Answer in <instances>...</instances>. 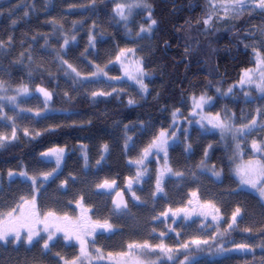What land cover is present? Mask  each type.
<instances>
[{"label": "trees", "instance_id": "1", "mask_svg": "<svg viewBox=\"0 0 264 264\" xmlns=\"http://www.w3.org/2000/svg\"><path fill=\"white\" fill-rule=\"evenodd\" d=\"M143 3L151 6L152 18L157 23L151 31V49L140 59L139 64L146 73L143 81L147 91L140 90L141 97H136L128 90L94 96L88 89L87 79L93 70L92 65L116 69L117 72L120 70L114 61L130 42L127 31L147 27L150 23L149 9L134 14L131 24L125 26L116 14L115 0H0V42L3 45L0 47V90L14 93L26 87L32 93L24 98L29 104L26 106L31 105L34 110L46 112V116L41 118L29 116L25 124L16 127L15 139L11 133L3 141L4 146L0 147V172L24 170L27 174L29 171L28 176L31 177L30 173L40 170L41 154L48 148H62L66 152L65 167L71 164L67 161L79 158L75 150L80 139L95 136L100 140L98 160L100 164L101 160L108 162L107 172L112 167L113 170L116 168V171L126 173L128 177L135 176L138 171L143 172L141 183L145 186L148 181L156 183L164 167L150 170L153 152L148 155L143 167L137 163L129 166L125 162L124 157L130 145L124 138L129 135L128 128H144L136 121L140 116L151 115L161 121L164 119L161 111L182 108L190 96L206 95L216 100L215 109H218L222 118L231 117L230 123L235 126L234 130L245 122V91L238 83L243 70L254 67L256 42L264 40L260 34L261 29H264V12L243 13L225 20L216 18L212 28L207 30L203 22L209 14L207 0H143ZM131 25L136 28H130ZM73 36L75 40H72ZM90 37L95 38L91 44ZM65 39L69 40L67 45L64 44ZM155 83L158 89L152 95L149 85ZM40 88L51 93V99L47 102L43 93L38 91ZM229 88H232V92H228ZM129 100L134 103L129 104ZM57 114L81 116L84 120L82 123H60L62 121H53V116ZM114 123L122 126L123 143L120 148L113 147L112 140L105 133L106 128ZM1 129L0 126V135ZM200 137L195 134L190 136V145L193 139L195 148H191L188 154L199 147L201 150L210 148V158L205 163L213 171L220 172L223 180L228 181L231 189L234 188L237 183L230 174L235 160L233 142H222L213 134H208L204 139ZM104 145L108 146L107 150ZM141 149L142 145L137 147L138 152ZM161 153L164 158V153ZM197 153L201 154V151ZM142 155L137 156L135 161ZM167 159L172 173H180L185 167L197 174L202 173L198 171L201 158L193 160L184 152L173 155L172 150ZM171 160L175 162L171 164ZM100 164L97 175L100 173ZM14 165L17 166L16 170L12 169ZM65 171L70 176L74 175L71 170ZM172 173H169L168 181L173 180ZM106 175L107 178L114 176L110 173ZM206 178L210 180L208 176ZM210 182L216 181L211 178ZM4 185L0 183V190L11 187ZM161 185L163 192L155 191L152 194L164 199L168 191L167 184ZM94 189L97 192V185ZM15 195L8 196L6 200L14 202L10 198ZM241 197L245 199L246 194L241 193ZM190 201L192 203H188L186 210L200 206L194 199ZM246 201L251 200L246 197ZM258 202L251 201L250 205L255 207ZM239 206L243 212L241 204ZM236 208L223 210L224 218L217 213L221 222L220 219L206 222L216 226L215 233L207 240V246L173 258L167 264H180L179 261L185 256L189 258L203 252H210L214 260L218 257L219 246L236 241L253 243L258 233L251 234L243 230L238 223L242 219L241 215L237 217V223L231 229L228 228ZM153 209L156 210L155 207ZM226 216L228 221L225 223ZM200 221L205 222L203 219ZM261 236L264 238V225L261 227ZM206 258L211 260L210 257H203ZM196 261L200 260L190 262ZM234 262L254 264L257 261L247 258L243 262L236 259Z\"/></svg>", "mask_w": 264, "mask_h": 264}, {"label": "rangeland", "instance_id": "2", "mask_svg": "<svg viewBox=\"0 0 264 264\" xmlns=\"http://www.w3.org/2000/svg\"><path fill=\"white\" fill-rule=\"evenodd\" d=\"M209 4V14L206 19H210L209 25H205L206 29L209 30L212 28L213 23L216 18L221 20H225L224 11L220 7V0H207ZM117 4H143V0H115ZM116 7V6H115ZM116 9V8H115ZM145 9L144 7L133 8L132 15L129 16L127 21L121 20L118 16L119 20L122 22L123 25L128 26L131 24L132 17L137 12ZM127 12V9L125 10ZM256 12H262L259 9H254L252 11L245 10L244 13L254 14ZM243 14V13H242ZM230 18L236 16L235 13L229 14ZM228 18V19H230ZM130 28H136L135 26L131 25ZM140 32V29L137 30H128L127 35L130 42L126 45L124 49H132L134 51L125 52L124 55H121V52L117 55L120 56V59H116L114 64L120 66V70L116 69H107V68H96L92 65L93 70H91L90 75L88 76V89L92 93L101 92V93H111L115 91H122L128 90L133 92V94L137 97H141L142 93H140V85L136 83L134 79H131L130 76H138V73L135 71L137 67V62L141 64L140 59L145 57L151 49V32H144L137 35ZM257 51L264 55V44L261 41L256 42V53L254 56V67L252 69L255 70L256 68V59H257ZM152 67L153 65H149ZM140 67V65H139ZM102 69V71H100ZM144 71V69H143ZM93 73H98L97 75H93ZM145 73V71H144ZM243 73V72H242ZM241 73V75H242ZM144 77V76H143ZM254 79L258 82L259 81V73H255ZM239 86L244 88V95H245V102H246V111L247 114L244 117L245 122L243 124L249 123L251 119L255 118L257 120V127L253 130L250 134L241 138L239 134H235L234 138V128L233 131H226L221 134L219 129L211 128V125L207 124V121H202L206 125V128H202L200 124L196 123V121L200 120V109H196L195 112L197 114H193V101L192 97L190 96L189 99L186 100L185 104L182 108H178V112L176 114L175 120L173 119L172 113L175 110H163L161 113L163 114L164 119L158 121L154 116H140L136 119L138 124H142L144 128L139 130L130 128L127 129L129 135L124 138V141L128 143L129 149L128 154L124 157L125 162L128 163L129 166L135 165V158L140 156L143 153V150L148 147L151 141L159 135L161 131H166L168 134V141L170 147L168 148V155L173 150V155H177L178 152L186 153L187 156L191 157V159L195 160L201 158L203 163L199 161L198 163V171L202 173H196L195 171L191 170L190 168L185 167V169H181L182 175H172V179L170 181L165 182L167 184V193L163 198H159L157 196L152 198V183L150 181L145 183L144 191H142V196H139L140 200L143 202L153 200V202H161L163 200H169L170 202L181 200L184 205L187 207L190 200L194 199L196 204H200V206H196V209H188L191 215L185 221V224H179L176 227H180V231H177L176 234L180 235L179 242L177 240L176 234L173 233L171 236L169 233V240H168V247L173 248L174 250L178 249V251H174L172 253L173 257H179L184 254H189L193 252L196 248L201 249L203 246H207V244H200L196 246L191 244L192 240H209L211 238V234L215 231V225L207 224L206 222L212 219V215L204 216L201 215V211H211L210 209H202L201 205L206 204L207 202H211L217 208H219V216L224 218V211H228V209L233 210V207H246L245 213L240 212L242 219L238 221L240 225L246 224L249 222L257 223L264 221V214L260 216V220H258L257 210L254 206H251V201L263 204L264 206V196H261L260 189H264V175L259 173H255L251 176V179L254 180L257 184L256 188L251 187L250 185H242L240 183L239 177L236 174L237 168L244 167L247 165L248 161L250 160H261L264 162V152H256L252 148V142L255 140L262 148H264V128H261L260 125L264 124V93H261L257 88L255 83L253 84H244L241 85L238 83ZM152 91V95L156 94L158 86L156 83L154 85H149ZM141 92H144L141 90ZM32 93L27 91H16L14 93H7L6 91L0 90V111H4L0 113V126L2 127L1 132L2 135L5 137H9L10 134L15 131L17 126L21 124H25L26 120H29V116H35L36 118H41L46 116V112L42 113L39 110H34L32 106L27 107L29 105L26 101H24L25 97H29ZM10 97H15V101L13 102L10 100ZM200 97V96H199ZM197 97V98H199ZM31 103V101H30ZM4 104V105H3ZM3 105V107H2ZM216 100L212 98L209 103L204 105L202 110V114L204 115H215L216 113H220L216 108ZM30 110V111H29ZM259 110V111H258ZM39 113V115H37ZM49 115V114H48ZM221 115V114H220ZM222 116V115H221ZM55 118L53 121H62L60 123H82L84 118L81 116L76 115H61L57 114L53 116ZM232 124V123H231ZM233 125V124H232ZM233 127H235L233 125ZM147 132H146V131ZM132 132V133H131ZM133 132H137L133 134ZM105 133H107L112 140V146L116 148H120L121 144L123 143L122 138V126L119 123H114L113 126L106 128ZM150 133V134H148ZM174 133V136H173ZM201 135L200 138H207L208 134L215 135V138L222 141V142H233L234 150H233V166L230 171L232 178L237 183L234 188H230V184L227 180H223L221 177L218 178L217 176L213 175V169L208 167L206 164V160L210 158V148H201L199 147L196 151L200 152L197 153L196 151L192 150L190 154H188L191 148H195L194 140H191V148L186 151L188 145H190V136L192 135ZM130 138V139H129ZM101 139V138H100ZM110 140V141H111ZM99 138L89 137V138H82L79 141V144L76 147V154L79 156L78 159L73 161H67L69 165L65 166L66 164V152L63 151V159L60 162L59 168H57L56 164V157L53 156H42L40 162V170L36 171L32 174L31 177L37 178V183L34 186L30 179L26 177L20 176L19 173L26 172L24 170L21 171H12L14 173L13 177L8 176V172L5 173L0 172V183H5L6 186H11L0 190V202L8 199V196L15 195L14 198H10L14 200L13 205H16L21 197H25L27 199H31L32 196L39 197L37 200L39 201H55L64 199L65 201H71L72 204L76 201H81L84 197V203L90 202L92 198L97 199V192L94 188H96L97 184V171L98 166L100 164L98 160L99 152H100V142ZM141 151H137V147L141 146ZM239 145V148H237ZM50 149L56 148H48L44 151V153L48 152ZM78 150V152H77ZM207 151V156H205V152ZM112 152V151H110ZM153 155L151 156V165L149 166L151 169H156L157 167H165V160L162 157L161 152H157L156 149H152ZM79 153V154H78ZM121 156V153L118 152ZM203 154V155H202ZM32 159L34 157H31ZM141 158V157H140ZM138 158L137 160H139ZM163 158V159H162ZM136 160V161H137ZM177 160V159H176ZM148 160H144L143 164H137L142 166ZM169 165V159H167ZM99 162V163H98ZM175 162V160H171V164ZM73 165V168L71 166ZM185 166V164L183 163ZM194 165V163H193ZM27 167V164H26ZM17 166H12V169L16 170ZM184 168V167H183ZM8 169V168H6ZM56 171H53V170ZM64 169L71 170L74 175L73 178L69 177L68 172H63ZM177 171V170H175ZM52 173V176L48 178V180H44L43 174L45 173ZM149 173L148 171H145ZM218 172V171H216ZM27 173V172H26ZM176 173V172H175ZM29 174V171H28ZM171 175V173H170ZM205 175V176H204ZM208 176L211 180L214 179L216 182H210ZM29 177V176H28ZM66 182V183H65ZM16 183V184H13ZM4 185V186H5ZM34 188H38V191H34ZM94 189V190H93ZM15 191V193H14ZM195 193L196 195L193 196L192 194ZM241 193L246 194V197L251 200L250 202L246 201L241 197ZM39 194V196H38ZM118 197V196H117ZM244 199V200H243ZM120 200V199H119ZM243 202H240V201ZM69 202V204H71ZM195 205V204H194ZM236 205V206H234ZM249 207V208H248ZM226 209V210H225ZM194 210V211H193ZM235 211V210H234ZM262 211V210H261ZM160 213H154L153 218L149 222H153L155 224L156 230H160L159 232L163 231V222H159L160 219H156V217L162 216L163 210H159ZM194 212V213H193ZM193 213V214H192ZM171 214V213H170ZM195 214V216H194ZM217 214V213H213ZM239 215V216H240ZM200 217L205 222H200V227H198L199 222L194 220L195 218ZM172 218V215H170ZM193 220V221H192ZM228 221L226 216L225 223ZM170 222V221H168ZM221 222V219H220ZM139 226V223L135 224ZM170 228L173 226L169 223ZM251 226V224H249ZM172 232V230H170ZM215 233V232H214ZM167 236V233H166ZM179 242V243H178ZM241 244H247L245 241H241ZM182 243H188L189 247L187 249L179 250V245ZM240 244V242H235L230 247H226V251L222 253L219 252L218 257L213 260L211 257L210 252H203L196 254L192 257H189L186 264H234V260L242 261L247 260V256H243L247 253L248 250H240L236 247V245ZM252 243H250L251 245ZM264 245V239L261 242V246ZM252 246V245H251ZM218 249L221 246L217 247ZM264 248V247H263ZM224 249V248H223ZM89 250L92 252L93 256L96 255L95 249L93 246H89ZM74 259L78 254V248H74ZM235 255L231 257L229 255ZM203 257H210L212 260L203 259ZM220 257H225L224 259H220ZM260 258L264 260V253L260 255ZM164 260H168L166 256L163 257ZM220 259V260H219ZM185 259H181L179 261L183 262ZM192 260H200L194 262H190ZM262 260V261H263ZM157 261V260H155ZM169 261V260H168ZM171 261V260H170ZM92 264H100L99 260L93 259ZM145 264V263H142ZM181 264V263H180Z\"/></svg>", "mask_w": 264, "mask_h": 264}, {"label": "snow or ice", "instance_id": "3", "mask_svg": "<svg viewBox=\"0 0 264 264\" xmlns=\"http://www.w3.org/2000/svg\"><path fill=\"white\" fill-rule=\"evenodd\" d=\"M139 8L144 7L149 9V19L150 23L147 27L141 26L140 32L137 33V35H140V33L144 32H151L153 26L156 25L157 21L152 18L151 14V6L147 3H137L135 5L133 4H117L116 5V14L121 18V20L127 21L129 19V16L132 15V9L133 8ZM220 7L224 11V19L230 18V13H235L237 17L244 13V11L247 9L249 11H252L254 9H259L262 12H264V0H220ZM127 9V12L125 11ZM211 17L209 19H205L203 22L205 25H209ZM261 37H264V29H261ZM95 38L90 37L89 43L91 44ZM72 40H75V37H72ZM69 43L68 39H65L64 44L67 45ZM262 44H264V40L261 41ZM2 42H0V47H2ZM134 51L132 49H122L121 55H124L125 52H131ZM256 51V49H254ZM120 59V56H117V60ZM64 63H67V61H64ZM71 67V65H69ZM73 71L75 72L76 69L73 68ZM102 71V69L100 70ZM135 71L138 73V76H130L131 79H134L137 84L140 85L141 90L147 91V85L143 81V76L146 75L144 73L143 69L139 67V62H137V67ZM255 73H259V81L257 82L254 79ZM98 73H93V75H97ZM77 75L79 76V72H77ZM239 83L241 85L244 84H253L255 83L256 88L261 92L264 93V55H262L260 52L257 51V59H256V68L254 69H245L243 70V73L240 77ZM23 92H27L28 89L25 87L21 89ZM39 92L43 93L45 96V102L47 100L51 99V93L46 91L43 88L38 89ZM219 92L220 90L217 89ZM228 92H232V88L228 89ZM105 93H93V95H104ZM10 100L13 102L15 101V97H10ZM211 97H208L206 95H201L199 98L193 96V114H197L195 112L196 109H200V120L196 121V123L200 124L202 128H206V125L202 123V121H207L208 125H211L213 129H219L221 134L223 135L226 131H233V125L230 123L231 117L225 116L224 118L221 117L220 113H216L215 115H204L202 114V110L204 108V105L209 103L211 100ZM134 103V101L129 100V104ZM30 111V110H29ZM179 110L177 109L172 113L173 119L175 120L176 114ZM259 111V110H258ZM39 115V113H37ZM257 127V120L255 118L251 119L249 123L242 124L240 127L235 128L234 130V138L235 134H239L241 138L244 136L250 134L253 130H255ZM261 128H264V124L260 125ZM27 134V131H26ZM39 135V133H37ZM174 136V133H173ZM16 133L15 131L12 132V138L15 139ZM7 139V137L0 135V147L4 146L3 141ZM130 139V138H129ZM107 145H104L105 150H107ZM170 147L169 141H168V134L166 131H161L157 137H155L151 143L148 145L147 148L143 150L142 157L135 161L137 164H143L144 160L148 157V155L152 154V149H156L157 152H163L164 153V160H165V167L160 172V174L157 176L156 179V191L157 192H163V188L161 186L162 180L164 178L165 173H172V169L167 166V156H168V148ZM211 147V146H209ZM191 148V145H188L186 148V151ZM237 148H239V145H237ZM252 148L256 152H264V148H262L255 140L252 142ZM63 149H50L46 153H42V156H55L56 157V164L57 168H59L60 162L63 159ZM205 156H207V151L205 152ZM99 163V162H98ZM203 163V161L201 162ZM53 171H56L55 169ZM255 173H259L261 175H264V162L261 160H250L248 161L247 165L244 167L237 168L236 174L239 177L240 183L242 185H250L253 188L257 187V184L254 180L251 179V176ZM174 175L180 176L182 173L176 172L172 173ZM20 176L26 177L27 179H30L35 186L37 183L36 177H28V174L26 172L19 173ZM144 175L143 172L138 171L136 173V182L139 181V178ZM213 175L219 177V172H213ZM8 176L11 178L14 176V173L12 171L8 172ZM52 176V173H45L43 174L44 180H48L49 177ZM66 183V182H65ZM115 184V181H112L109 183L108 180H105L102 184L97 185L99 188H111L112 185ZM129 189L132 187V181H129L128 184ZM38 188H34V191H38ZM261 196H264V189H260ZM193 196L196 194L193 193ZM133 196L135 199L139 200V197L135 196V193H133ZM20 203H17L15 207H13L10 211L7 213H0V242H3L4 244L9 243H16L19 244L22 242H26L29 245H32L34 242L38 243L39 241L36 240V237H40L44 241L43 248L45 250L50 249V242L54 240V237H56L57 233H63V239L65 241H73L75 240L79 244V254L72 259L71 261L65 260V264H92V260H102L104 259V256L99 248L95 249L96 255L93 256L92 252L89 250V240L87 237L93 236L97 229H102L105 232H111L113 231V225L109 223L108 219L103 220L101 222L100 220L92 221L90 220L86 215V210L82 214V218L80 223L74 224V225H67V224H60L58 221L60 220H67V216L65 217H57L54 212H47L44 215V218L41 220L39 218V214L36 211V197L32 196V198L29 200L25 197L20 198ZM115 205V211L117 212H124L127 210L128 205L124 200L121 198L119 201H113ZM189 203H192V201H189ZM25 206H28L26 209ZM202 209H210L211 211H201V215L208 216L212 215L213 221H218L220 217L213 213H219V208H217L214 204L211 202H207L204 205H201ZM184 211L185 212V219L188 218L191 213L186 209H178L176 212H173L172 215L176 216L178 212ZM194 211V210H193ZM241 209L237 207L235 211L232 213L231 216V223L228 224V228L231 229L233 225L237 223V217L240 215ZM162 215L167 216V213H162ZM52 218L49 220V218ZM156 219H159V217H156ZM175 222V221H173ZM43 224V229L36 230L32 224ZM172 231H175L174 229H171ZM41 231L47 234L46 238L41 236ZM155 229H153V232ZM244 231H251L250 229H244ZM22 232H25L26 235L22 238ZM161 236L166 235V233L161 232ZM179 235V234H178ZM11 237V239H10ZM208 241L204 240H192L191 244H194L196 246H199L200 244H207ZM54 246V244L52 245ZM183 249H187L189 247L188 243H184L180 246ZM236 247L240 250H251L249 245L247 244H238ZM264 247V245H262ZM128 252H122L118 255L121 257H129L132 255V253L136 250H139L142 254L148 255L151 253H156L157 257L160 256H166L168 260H173L172 253L174 251H178V249L174 250L171 247H168L162 240L160 243L156 245L150 244L148 241H144L141 243H130L128 244ZM157 250H159L157 252ZM218 252L226 251V249L219 248L217 250ZM58 255V254H57ZM108 257H112V253L108 254ZM61 259H64L61 257ZM188 257L185 256V260L181 262V264H186L188 261ZM136 264H142L141 261L137 260ZM149 264H163V261L157 260V261H150ZM261 264H264V261L261 262Z\"/></svg>", "mask_w": 264, "mask_h": 264}, {"label": "flooded vegetation", "instance_id": "4", "mask_svg": "<svg viewBox=\"0 0 264 264\" xmlns=\"http://www.w3.org/2000/svg\"><path fill=\"white\" fill-rule=\"evenodd\" d=\"M107 164L108 162L106 160H101V169L97 178L96 185L102 184L105 180H108L109 183L115 181V184H113L111 188L97 187V199L92 198L90 202H88V200L86 203H84V197H81V201H76L73 204L71 201H69L71 202V204H69V202L65 201L64 199L55 201H39L36 199V211L39 214V218L42 220L45 213L54 212L57 217L67 216L68 218L66 221L60 220L58 221V223L74 225L80 223L82 214L86 210V215L90 220H100L101 222H103V220L108 219L109 223L113 225V231L111 232H105L102 229H97L96 233L93 236L87 237L90 242L89 246H93L94 249L99 248L104 256V259L99 260L100 264H136L137 260L145 264H149L150 261L160 260L163 261V264H167L169 261L164 260V256L157 257L156 253L145 255L142 254L139 250H136L129 257H121L118 254L122 252H128V244L130 243L142 244L144 241H148L150 244L156 245L162 240L168 245L169 233H171L170 235L172 236L173 233L176 234L177 231H180V227L176 226H178L180 223L184 225L186 221V219L184 218V211L178 212L176 216H173L172 213L176 212L178 209H185L186 206L180 200L172 202H170L169 200H163L161 202H153V200H150L143 202L141 200L135 199L133 193H135L136 197H139L142 196V191H144L145 186L141 183V179L143 176H141L139 178V181L136 182V175L133 177H128L129 175H126V173H121L118 170L116 171V168L113 170L112 167L108 169L107 172ZM108 173L113 174L114 176L107 178L106 174ZM122 176L124 177L121 178ZM70 177L73 178V176ZM169 178V173H165L162 184L167 182ZM130 180L132 181L131 189H129L128 187ZM155 191L156 183H152V193ZM153 197L154 195L152 194V198ZM121 198L124 200V202L127 203L128 208L124 212H117L115 211V205L113 201H119V199ZM20 202L21 201H19L18 203ZM12 203L14 202L9 200L1 201L0 213H7L16 206ZM154 207L156 210L153 209ZM25 208L27 209L28 206H25ZM194 208L196 209V207ZM160 209L163 210V213H167V216H157L160 219L159 222H163L162 230L167 233V236H161L159 232L160 230H156L155 224L153 222H149L153 218L154 213H156V215L157 213H160ZM170 209H172L173 212ZM245 209L246 207L243 208L244 213ZM255 209H258L257 218L258 220H260V216H263L264 214V206L263 204L259 203L255 205ZM170 215H172V218H170ZM51 219L52 218L50 217L49 220ZM194 220L199 222L198 227H200V220L202 219L200 217H197ZM209 221L216 222L212 219ZM136 223L137 225L139 223V226H136ZM169 223L173 225L171 228L169 226ZM249 224H251V226H249ZM263 225L264 221H262L261 223L249 222L246 224H242L243 230H251L246 232L251 234H255L256 232L258 233L256 240L252 243V246H250L251 250H248L247 253L243 255L247 256V258H251V260H256L257 262L254 264H261V260H263L260 258V255L264 253V250L261 246V242L264 239L261 236V227ZM32 226L36 230L43 229L44 227L43 224L36 223H33ZM153 229H155L154 232ZM171 229H174L175 231L171 232ZM25 235L26 233L22 232V238ZM41 236L46 238L47 234L41 231ZM176 237L177 240L181 242L179 240L180 235L177 236L176 234ZM36 240L39 242H34L32 245L23 242V239L19 244H4L3 242H0V264H65V260H72L74 256V248L77 247L79 250V244L75 240L71 242L65 241L63 239V233L56 234L54 240L50 242L49 250H45L43 248L44 241L40 239V237H36ZM234 243L235 242L225 245L223 246V248L226 249V247H230ZM241 243L242 242H240V244ZM53 244L54 246H52ZM178 245L179 250L183 249L180 247V244ZM158 251L159 250H157V252ZM109 253H112L111 258L108 257ZM61 257H63L64 259H61ZM243 261L245 260H242V262Z\"/></svg>", "mask_w": 264, "mask_h": 264}]
</instances>
